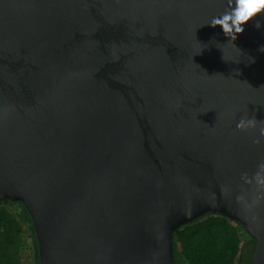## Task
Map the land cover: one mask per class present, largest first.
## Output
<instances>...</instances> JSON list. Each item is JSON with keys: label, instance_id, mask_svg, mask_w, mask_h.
<instances>
[{"label": "water", "instance_id": "obj_1", "mask_svg": "<svg viewBox=\"0 0 264 264\" xmlns=\"http://www.w3.org/2000/svg\"><path fill=\"white\" fill-rule=\"evenodd\" d=\"M226 7L0 0V203L28 211L39 264H174L207 213L264 264V139L236 129L264 121V14L230 42L206 25Z\"/></svg>", "mask_w": 264, "mask_h": 264}, {"label": "trees", "instance_id": "obj_2", "mask_svg": "<svg viewBox=\"0 0 264 264\" xmlns=\"http://www.w3.org/2000/svg\"><path fill=\"white\" fill-rule=\"evenodd\" d=\"M248 244L251 250L243 252ZM174 264H252L255 241L239 223L207 213L177 228L171 237ZM26 249L39 264L36 233L20 201L0 203V264H23Z\"/></svg>", "mask_w": 264, "mask_h": 264}, {"label": "clouds", "instance_id": "obj_3", "mask_svg": "<svg viewBox=\"0 0 264 264\" xmlns=\"http://www.w3.org/2000/svg\"><path fill=\"white\" fill-rule=\"evenodd\" d=\"M261 14H264V0H227L225 10L213 16L206 25L213 28L219 27L230 42H234L237 36L244 32V25ZM255 27L257 29L261 28L259 21L255 23ZM234 48L243 55L240 49L235 46ZM260 51L264 52V47ZM249 61H251V58H249ZM232 62L236 63L235 61ZM260 125H264V121H258L254 115L242 117L237 122L236 129L240 132L257 131L259 135L253 143L260 144L261 139H264V127H260ZM260 168L264 170V163L260 165Z\"/></svg>", "mask_w": 264, "mask_h": 264}, {"label": "rangeland", "instance_id": "obj_4", "mask_svg": "<svg viewBox=\"0 0 264 264\" xmlns=\"http://www.w3.org/2000/svg\"><path fill=\"white\" fill-rule=\"evenodd\" d=\"M250 250H251V247L248 244H246L243 248L244 253H248ZM246 258H244L243 264H247ZM22 262H23V264H32L31 251L29 249L25 250V252L23 254Z\"/></svg>", "mask_w": 264, "mask_h": 264}]
</instances>
